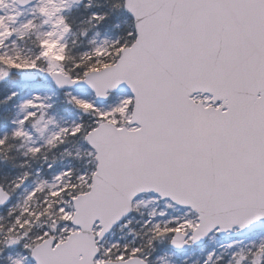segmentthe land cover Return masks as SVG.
I'll list each match as a JSON object with an SVG mask.
<instances>
[{"label": "snow or ice", "instance_id": "6c2138e0", "mask_svg": "<svg viewBox=\"0 0 264 264\" xmlns=\"http://www.w3.org/2000/svg\"><path fill=\"white\" fill-rule=\"evenodd\" d=\"M0 264H264V0H0Z\"/></svg>", "mask_w": 264, "mask_h": 264}, {"label": "rangeland", "instance_id": "374dc122", "mask_svg": "<svg viewBox=\"0 0 264 264\" xmlns=\"http://www.w3.org/2000/svg\"><path fill=\"white\" fill-rule=\"evenodd\" d=\"M178 255H181V254L178 253Z\"/></svg>", "mask_w": 264, "mask_h": 264}]
</instances>
